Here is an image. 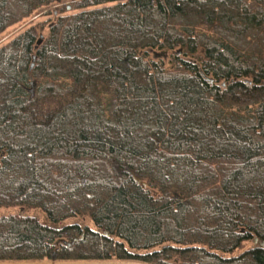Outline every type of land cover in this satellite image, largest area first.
Segmentation results:
<instances>
[{
	"label": "trees",
	"instance_id": "obj_1",
	"mask_svg": "<svg viewBox=\"0 0 264 264\" xmlns=\"http://www.w3.org/2000/svg\"><path fill=\"white\" fill-rule=\"evenodd\" d=\"M36 13L0 43V260L264 264V0H0V33Z\"/></svg>",
	"mask_w": 264,
	"mask_h": 264
},
{
	"label": "rangeland",
	"instance_id": "obj_2",
	"mask_svg": "<svg viewBox=\"0 0 264 264\" xmlns=\"http://www.w3.org/2000/svg\"><path fill=\"white\" fill-rule=\"evenodd\" d=\"M62 2L63 1L58 3L55 8H59V6ZM65 2H67V1H65ZM42 11H44V10H42ZM39 13L34 14L31 18H28V19L20 21L16 24H13V25L9 26L8 28H6L4 31H2L0 33V43L2 41H4L5 39H7L8 37L12 36L13 34L17 33L24 26L28 25L30 22L37 20V18L43 19V18H46L47 16H49V15H44V16L38 17ZM162 54L163 53H161V52H155L154 51L153 55H154V57H156V56H160ZM163 59H164L163 62H166V56L165 55H164ZM15 211H16V207H13V206H9V207L2 206V207H0V215L13 213ZM28 213L35 214L42 223H45L48 225L59 226V225L65 224V223H71V222L75 221V218L69 217V218H66L64 220L52 222L42 212H40V210H38L37 208L29 209ZM81 219L84 221H87L85 218H81ZM51 257L53 258L54 256L52 255ZM0 264H148V263L140 262L137 260H120V259H115V258L109 259V260H102V261H72V260L50 259L47 257V258H42V259H37V260H27V261H16V260H9V259L3 260L2 259V260H0Z\"/></svg>",
	"mask_w": 264,
	"mask_h": 264
},
{
	"label": "water",
	"instance_id": "obj_3",
	"mask_svg": "<svg viewBox=\"0 0 264 264\" xmlns=\"http://www.w3.org/2000/svg\"><path fill=\"white\" fill-rule=\"evenodd\" d=\"M133 177H134L135 180H139V178L136 177L135 175H133ZM262 245H264V241H262Z\"/></svg>",
	"mask_w": 264,
	"mask_h": 264
}]
</instances>
